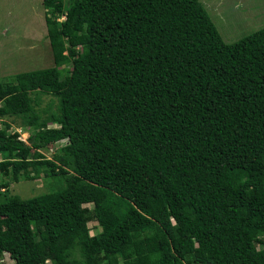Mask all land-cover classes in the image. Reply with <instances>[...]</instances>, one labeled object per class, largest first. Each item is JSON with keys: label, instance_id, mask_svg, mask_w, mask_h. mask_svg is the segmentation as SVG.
I'll return each instance as SVG.
<instances>
[{"label": "trees", "instance_id": "16d2710c", "mask_svg": "<svg viewBox=\"0 0 264 264\" xmlns=\"http://www.w3.org/2000/svg\"><path fill=\"white\" fill-rule=\"evenodd\" d=\"M42 3L54 65L0 82V258L264 264V27L227 43L200 0ZM39 169L47 192L9 193Z\"/></svg>", "mask_w": 264, "mask_h": 264}, {"label": "rangeland", "instance_id": "374dc122", "mask_svg": "<svg viewBox=\"0 0 264 264\" xmlns=\"http://www.w3.org/2000/svg\"><path fill=\"white\" fill-rule=\"evenodd\" d=\"M70 0H64L65 6ZM208 11L212 21L217 27L222 39L231 43L251 32L264 27V0H200ZM46 9L42 0H0V82L7 84L13 81L15 74L33 71L54 65L52 50L47 36L45 23ZM64 16L59 17V21ZM61 39V38H60ZM79 47V45H76ZM71 68L70 60L66 59L58 67L60 75H66ZM35 97V108L46 115L48 110L55 109L56 97L37 92L31 94ZM11 124V131L19 132L21 140L26 141L31 132L27 127H18ZM55 126L56 124H49ZM66 143L61 140L47 144L39 149L46 158H52L57 148ZM1 158V157H0ZM2 177L0 175V179ZM46 176L41 169L35 171L34 178L19 181H10L8 191L10 194L22 198L31 197L47 192L54 184L55 179ZM6 179V178H5ZM91 206V205H90ZM89 233L95 234L101 227L95 222L88 223ZM12 260L5 254L0 258V264H11ZM44 264H49L46 259Z\"/></svg>", "mask_w": 264, "mask_h": 264}, {"label": "built area", "instance_id": "2783aa9c", "mask_svg": "<svg viewBox=\"0 0 264 264\" xmlns=\"http://www.w3.org/2000/svg\"><path fill=\"white\" fill-rule=\"evenodd\" d=\"M190 264H205V263H190Z\"/></svg>", "mask_w": 264, "mask_h": 264}]
</instances>
